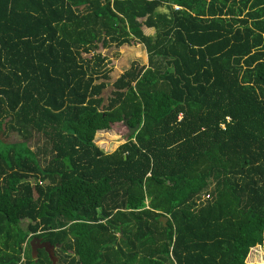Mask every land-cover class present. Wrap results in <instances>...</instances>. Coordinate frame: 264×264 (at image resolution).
<instances>
[{"label": "trees", "instance_id": "obj_1", "mask_svg": "<svg viewBox=\"0 0 264 264\" xmlns=\"http://www.w3.org/2000/svg\"><path fill=\"white\" fill-rule=\"evenodd\" d=\"M140 42L102 105L103 50ZM37 236L59 264H259L264 0H0V264H54Z\"/></svg>", "mask_w": 264, "mask_h": 264}, {"label": "rangeland", "instance_id": "obj_2", "mask_svg": "<svg viewBox=\"0 0 264 264\" xmlns=\"http://www.w3.org/2000/svg\"><path fill=\"white\" fill-rule=\"evenodd\" d=\"M163 10L166 7H162ZM150 33H155L152 29ZM103 53L107 55L108 68H109V78H107V86L102 93L103 104L106 105L109 99L114 93V81L133 63L138 62L141 65L147 64L149 62L148 52L146 46L143 43L125 44L118 46L116 44L110 45L108 48L103 50ZM85 55H87L85 53ZM123 122H118L112 125L111 128L105 130H99L96 134L95 140L97 144L106 152H112L119 145L124 143L129 136V131ZM5 141L19 140L20 136L18 133H13L9 136L5 134L2 135ZM37 142H43V136L36 135L31 143L35 145ZM43 163H46L50 154L40 156ZM29 219H23L21 225L27 229ZM56 249V248H55ZM252 262L264 264V249L261 245H257L253 250H251ZM56 255L58 256L57 252ZM56 264H59V257Z\"/></svg>", "mask_w": 264, "mask_h": 264}, {"label": "water", "instance_id": "obj_3", "mask_svg": "<svg viewBox=\"0 0 264 264\" xmlns=\"http://www.w3.org/2000/svg\"><path fill=\"white\" fill-rule=\"evenodd\" d=\"M125 123L129 127V130H130L129 135H133L140 128V124H137L135 126H131L128 123V119H125ZM162 219H163V222L166 224L168 221V217L163 216ZM31 246H32V254H33L34 258H36L38 256L39 249L44 248L48 252L53 263L54 264L57 263L58 256L56 255V252H55L56 245L53 244L51 241L43 240L42 237H34L31 241Z\"/></svg>", "mask_w": 264, "mask_h": 264}, {"label": "clouds", "instance_id": "obj_4", "mask_svg": "<svg viewBox=\"0 0 264 264\" xmlns=\"http://www.w3.org/2000/svg\"><path fill=\"white\" fill-rule=\"evenodd\" d=\"M173 6H174V8L175 9H182V6L181 5H178V4H173ZM141 43V42H140ZM144 44V43H143ZM148 64V63H147ZM180 117H182V114L180 115ZM125 122V121H124ZM38 237V236H37ZM33 239V238H32ZM44 240V239H43ZM32 241V240H31ZM31 241H30V243H31ZM26 245V244H25ZM31 248H32V246H31ZM40 249H42V248H40ZM39 249V250H40ZM55 252H56V249H55ZM251 254V253H250ZM33 255V254H32ZM38 255H39V252H38ZM252 255V254H251ZM38 257V256H37ZM36 257V258H37ZM23 259H25V258H23Z\"/></svg>", "mask_w": 264, "mask_h": 264}, {"label": "crops", "instance_id": "obj_5", "mask_svg": "<svg viewBox=\"0 0 264 264\" xmlns=\"http://www.w3.org/2000/svg\"><path fill=\"white\" fill-rule=\"evenodd\" d=\"M125 123V122H124ZM125 125H126V123H125ZM251 257H252V255H251Z\"/></svg>", "mask_w": 264, "mask_h": 264}, {"label": "built area", "instance_id": "obj_6", "mask_svg": "<svg viewBox=\"0 0 264 264\" xmlns=\"http://www.w3.org/2000/svg\"><path fill=\"white\" fill-rule=\"evenodd\" d=\"M207 196H209V195H207Z\"/></svg>", "mask_w": 264, "mask_h": 264}]
</instances>
